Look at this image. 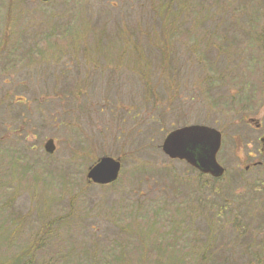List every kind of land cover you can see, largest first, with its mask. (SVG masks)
<instances>
[{"label": "rangeland", "instance_id": "1", "mask_svg": "<svg viewBox=\"0 0 264 264\" xmlns=\"http://www.w3.org/2000/svg\"><path fill=\"white\" fill-rule=\"evenodd\" d=\"M156 1L0 0V140L11 141L0 144L11 159L8 164L3 160L0 166V264H5L3 258L35 246L48 225L56 231L50 233L45 246L35 250V264H88L89 259L99 263L102 257L111 262L116 255L113 242L100 241L99 234L107 240L119 234L114 240L117 250L121 247L123 258L129 250L123 264H140L132 239L136 245L140 240L132 236L141 233L149 246L163 247L165 222L163 218L156 221L146 204H163L165 198L160 192L170 182L171 188L182 190L175 206L183 202L194 204V210L199 207L193 196L182 197L198 187V198L204 195L200 191L213 194L217 190L218 201L222 197L234 199L230 211L217 216L224 222L238 215L242 205L253 211L254 224L259 220L254 213L264 214V154L259 142L264 135V67L240 63L246 72L253 67L244 80L250 82L248 90L256 95L246 103L235 104L229 98L216 103L212 97L181 102L184 88H194L199 74L185 45L193 44L202 30H193V22L187 20H179L175 28L168 24L164 30L156 27L149 21L153 8L159 7ZM196 2L175 0L173 8L177 3L188 4L189 11ZM238 25L246 30L240 18ZM102 27L108 38L97 37ZM131 31L135 36L120 35ZM154 42L181 47L176 48L181 51L177 75L165 74L155 69L156 64L145 54L133 53V44L147 47ZM249 50L240 53V58L251 56ZM118 52L122 53V65H117ZM256 55L259 57V53ZM151 63L154 67L148 71ZM149 74L151 82L161 84H150ZM216 85L227 87L230 94L236 92L229 78L211 87ZM155 89L161 90L157 104L153 102ZM133 94L137 97L133 104L139 110L122 109L119 104L130 106ZM116 96L122 98L120 102ZM159 113L164 116L159 117ZM188 124H206L220 132L217 161L224 170L221 178L198 173L162 153L159 145L163 136ZM49 138L55 147L52 154L44 150ZM14 141L29 147L33 157L28 158L33 166L23 177L19 165L26 158L19 156ZM101 156L120 158L117 181L109 185L87 183L88 168ZM259 161L261 164H255ZM243 197L246 202L241 204ZM12 198L13 202L2 208ZM11 207L23 218L21 224L8 212ZM165 207V214L172 210ZM179 209L177 217L188 213ZM203 211L209 218L207 206ZM238 217L250 216L239 212ZM152 220L159 223L152 225ZM263 228L264 223L248 234L263 237ZM232 230L238 232L228 225L223 233ZM177 234L182 235L180 231ZM184 236L178 239L179 245L189 249L190 242H181ZM193 238L190 235L188 240ZM195 245L199 253L203 248L196 239ZM179 262L174 257L165 264Z\"/></svg>", "mask_w": 264, "mask_h": 264}, {"label": "trees", "instance_id": "2", "mask_svg": "<svg viewBox=\"0 0 264 264\" xmlns=\"http://www.w3.org/2000/svg\"><path fill=\"white\" fill-rule=\"evenodd\" d=\"M174 1L175 0H157L156 6L159 7L157 9L153 8V13H150L149 15V21L154 22L157 24L156 27H161L164 30L167 29V24L171 26L170 28H175L177 27L179 20L182 22L187 20L189 22H193V27H195L193 30H202L200 32V37L196 39L193 44L185 45L186 54H189L191 58H193L192 63L195 65V69L199 70V74L194 88H184L185 97L181 102H190L194 100L196 101L197 99L202 100L203 97H212L216 103H221L229 98L232 103L241 104L253 99L256 94L253 91L248 90L250 82L244 80L246 73L251 71L253 67L246 72L243 70L244 68L240 65V63L244 61L246 63L252 62L251 66L260 64L264 67V0H195L197 1L195 7L189 11L188 8L190 7H188V4L177 3L173 8ZM10 2L11 1H9V3ZM12 5L13 4H11V6ZM239 7L240 10L238 9ZM239 18L240 23L244 22L246 24V30L244 31H242L238 25ZM261 19L263 20V25L260 24ZM151 28L153 27H150L149 29ZM135 34L136 33L131 31L130 34L123 33L120 35L127 37L131 35L135 36ZM216 34L222 36L219 37L218 35L215 37ZM108 35L109 34L105 32L102 27L98 31L97 37L108 38ZM240 44H247V46L242 48ZM177 47L180 46L176 44H160L155 42L148 44L147 47H139L133 44V53L139 56L145 54V56L151 60L152 63L154 62L156 64L155 69L161 70L165 74L175 76L177 75V70H179V66L181 65L178 63V60L181 59L179 58L181 51L177 50ZM247 48L250 49L249 53L251 56H247L246 58L243 56L240 58V53L246 52ZM124 53H126L125 50ZM256 53H259V57ZM116 57L118 58L117 65H122V53L118 52ZM152 63L148 66V71H151L154 67ZM150 77L151 74H149L147 78V81L150 84L152 83L156 86L161 84L160 81L151 82ZM226 78H229L233 85H235V93L230 94L231 91H227V87H219L222 84L211 87V84H214L219 80L222 81ZM204 86H207V88H204ZM64 93L72 95L75 92L66 91ZM213 93H217L222 96H214ZM228 95L230 97H228ZM160 98L161 90L155 89L153 91V102L157 104V100ZM14 99L16 98L14 97L13 100ZM115 99L120 102L122 98L116 96ZM129 99L130 106H125L124 103H121L119 104L120 107L124 110H139L137 105L133 104L137 100V97L133 94L129 97ZM105 103H108L107 99H105ZM157 106L160 107L161 105ZM158 115L159 117L164 116L160 113ZM8 141L10 140H0V144H7ZM14 143L17 144L16 151L19 156L26 158V162L19 165L21 177H23L31 168L32 163L28 161V158L33 157L29 147L25 146L20 141H14ZM3 160H6V164L11 162L8 153L0 149V166L3 163ZM48 165L51 167L53 162ZM166 183L167 182L164 184ZM198 190L199 188L196 187L193 190L191 189L189 194H184L182 196L183 198L189 196L196 198L198 204L200 205L199 207H196L195 210L194 204L184 205L183 202H179V204L175 206L174 203L176 202L175 200H177L176 197L179 196L182 190L175 188V186L171 188V182L168 188H164L160 192L162 197L165 198L161 201L163 204H155L152 201V204H146L148 211L155 214L154 218L156 221L162 222L160 221V218H163V221L165 222L164 226L166 227V229L163 230L165 242L163 247L158 244L155 246L151 244L149 246V242L144 240L145 238L143 234H133L132 238L136 236L140 240V244L136 245L137 241L132 239V247L141 249V252L136 249L137 261L140 262V264H165L170 262L171 258L177 257L178 260H180L177 264H264V236L256 238V236L253 237L255 234H248V232L255 231V227L263 225L264 214L256 211L254 216L258 217L259 220L256 224H254V220L251 217L253 211H248L247 208H243L244 205H242V210L239 209V212H241L242 215L250 216L249 218L242 219L238 217V212V215L236 214L231 221L224 222L217 216L219 213L225 214L230 211V207L234 203L232 200L234 199L232 198L231 200L229 198L222 197L220 201H218L217 190H214L213 194H207L206 191H200L199 193H204V195H201L198 198ZM12 202L13 198L12 201L9 199L8 202L3 203L2 208L9 206ZM244 202H246V197H243L240 200L241 204ZM165 206L172 207L171 211L167 210V214L164 213L166 210ZM206 206L207 210L209 209L211 211L209 218H206V215H204L203 208ZM136 208L139 210L140 205ZM179 208L182 209V212L188 213L177 217V212L180 211ZM8 212L13 215L15 222L20 219L18 224L22 223L23 218L20 217L18 212H14L12 207ZM41 214L42 213L39 212L38 215ZM193 215H196V218L201 219L191 218L190 216ZM215 217H217L216 220ZM155 220H152L150 224L154 225L159 223H155ZM196 220H198V222H196ZM247 220L250 222H246ZM62 221L63 218H60V222ZM214 222L217 223L216 226H214ZM228 225L230 228L237 229L238 232L232 230V233L230 234L226 235L223 233V228L225 229ZM193 226L195 229L194 231H191ZM17 229L19 230V227L15 228V230ZM55 231L56 230H52L50 225H48L42 233L40 232V238L35 243V246L30 247V249L20 250V253L14 256H9L7 259L3 258V261L5 264H35V250L41 249L43 245L45 246L48 236L50 233L53 235ZM178 231H180L182 235L185 234V236H187L186 234L188 232H192L186 237V239L184 236L181 240L184 244H187L188 242L191 243V247L189 249H184L179 245L178 239L182 235H178ZM103 235L104 234H99V240L112 241L116 255L110 258L111 262L106 261V259L102 257L99 263L95 260L91 261L92 259H89L87 263L111 264L112 261H114L119 264H123L129 250L126 247L127 249L124 254V258L121 247L117 250L114 240L120 237V235L117 234L111 240L101 238ZM190 235L194 237L192 240H188ZM121 239L124 240L122 237ZM195 239L196 243L203 248L199 251V253L195 251ZM50 240L51 238L48 240L47 245ZM146 261H150L151 263ZM132 264L135 263L133 262Z\"/></svg>", "mask_w": 264, "mask_h": 264}, {"label": "water", "instance_id": "3", "mask_svg": "<svg viewBox=\"0 0 264 264\" xmlns=\"http://www.w3.org/2000/svg\"><path fill=\"white\" fill-rule=\"evenodd\" d=\"M260 142L264 153V135L260 138ZM220 145L221 134L216 128L204 124H191L170 131L163 139L160 148L168 158L182 160L200 172L218 177L224 171L216 159ZM54 149L53 140L47 139L44 150L52 153ZM119 168L118 158L102 156L88 168L87 182L99 185L110 184L117 179Z\"/></svg>", "mask_w": 264, "mask_h": 264}, {"label": "flooded vegetation", "instance_id": "4", "mask_svg": "<svg viewBox=\"0 0 264 264\" xmlns=\"http://www.w3.org/2000/svg\"><path fill=\"white\" fill-rule=\"evenodd\" d=\"M255 164H261V162L259 161V162H256Z\"/></svg>", "mask_w": 264, "mask_h": 264}]
</instances>
